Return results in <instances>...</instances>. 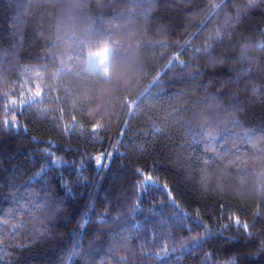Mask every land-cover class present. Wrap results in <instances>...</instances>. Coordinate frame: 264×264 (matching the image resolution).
Listing matches in <instances>:
<instances>
[{"label":"trees","instance_id":"obj_1","mask_svg":"<svg viewBox=\"0 0 264 264\" xmlns=\"http://www.w3.org/2000/svg\"><path fill=\"white\" fill-rule=\"evenodd\" d=\"M0 264H264V0H0Z\"/></svg>","mask_w":264,"mask_h":264},{"label":"clouds","instance_id":"obj_2","mask_svg":"<svg viewBox=\"0 0 264 264\" xmlns=\"http://www.w3.org/2000/svg\"><path fill=\"white\" fill-rule=\"evenodd\" d=\"M252 0H249L251 3ZM65 28L68 34L76 35L86 31L87 25L74 14L73 10L69 8L66 13ZM105 80H116L124 82L129 78V73L132 71L131 65L117 64L111 60L102 67Z\"/></svg>","mask_w":264,"mask_h":264},{"label":"rangeland","instance_id":"obj_3","mask_svg":"<svg viewBox=\"0 0 264 264\" xmlns=\"http://www.w3.org/2000/svg\"><path fill=\"white\" fill-rule=\"evenodd\" d=\"M110 53H111L110 45L98 48L95 51L91 52L89 54L90 67L93 69H98L101 72H103L102 67L111 60Z\"/></svg>","mask_w":264,"mask_h":264}]
</instances>
